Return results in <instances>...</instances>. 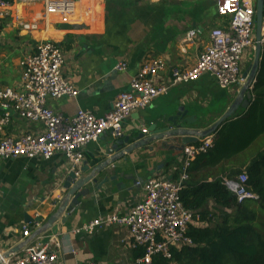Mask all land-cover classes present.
<instances>
[{"label":"crops","instance_id":"obj_1","mask_svg":"<svg viewBox=\"0 0 264 264\" xmlns=\"http://www.w3.org/2000/svg\"><path fill=\"white\" fill-rule=\"evenodd\" d=\"M209 2L216 9L214 0H77L75 11L64 24L58 16H48L41 2L31 4L16 0L10 8V16L3 22L0 36V89L19 88L20 63L34 55L41 42L59 43L64 51L62 76L79 91V96L77 99H49L48 106L64 118L73 117L80 109L103 116L112 110L118 95L127 90L147 61L157 59L167 65L159 75L160 84H170L173 69L194 67L210 44V31L214 27H223L215 25L204 12L209 9ZM24 23L37 25V31L27 32L21 26ZM193 29L199 34L196 40L189 42L186 37ZM254 55L247 52L243 75L253 63ZM121 63H126L127 69L115 70ZM231 87L221 89L216 80L207 75L196 83L171 87L151 107L134 112L126 120L124 136L143 134L142 131L150 130L161 116L174 115L178 108L188 112L192 128H209L229 110L242 83ZM250 110L238 117L248 115ZM1 115L0 111V118ZM256 122L255 117L248 119L246 116L242 123L237 119L225 123L215 134V146L192 164L190 181L230 180L232 170L247 167L249 161L237 165L233 158L249 150L250 147H244L258 135L253 128ZM240 127L249 134L238 135ZM225 129L229 134L221 146L219 141L225 135ZM43 131L42 124H33L13 114L0 133V140L5 136L17 138ZM114 141L108 133L85 148L81 170L88 168V172H81V177L89 175L98 166H106L105 174L97 178L99 183L108 177L115 179L100 191L93 190L91 184L86 186L85 189L90 190L89 196L80 200L79 207L70 214L65 225L60 221L55 225L57 235L50 230L38 236L36 232L54 214L64 196V184L71 172L66 158L57 155L50 161L0 160V258L25 242L48 244L54 239L61 245L60 258L64 264H136L140 251L131 248L125 229L110 227L93 235H76L74 232L99 217L129 213L144 196L143 188L133 184L132 178L142 184L159 174L176 178L182 168V154L169 151L155 155L156 151L152 154L139 149L126 159L109 163L117 156L116 152L109 153ZM169 157L176 158V164L171 165ZM161 165H164L162 171L159 170ZM213 206L211 203L210 207ZM27 219L34 223L27 224ZM192 226L206 229L211 225L199 222ZM24 227L28 228L26 235L23 234Z\"/></svg>","mask_w":264,"mask_h":264},{"label":"built area","instance_id":"obj_2","mask_svg":"<svg viewBox=\"0 0 264 264\" xmlns=\"http://www.w3.org/2000/svg\"><path fill=\"white\" fill-rule=\"evenodd\" d=\"M16 0H0V36L3 22L10 16V8ZM26 3L41 2L48 16H58L62 23L69 22L75 11L77 0H20ZM220 17L228 23L210 31V44L200 54L197 63L189 70L173 69L170 84H160L159 75L167 69L162 60H149L133 77L127 90L121 92L109 113L97 116L80 109L73 117L64 118L48 106L49 99H77L79 91L62 76L64 51L59 43L41 42L34 55L21 63L20 86L0 89V133L10 123L12 115L33 124H42L40 134H24L17 138L5 136L0 140V160L40 159L50 161L62 155L69 162L71 172L81 176L85 148L97 143L107 135L119 140L124 137V123L134 113L152 106L156 99L168 93L171 87L193 84L203 76L214 78L221 89L242 83L243 62L247 52L256 51V1L257 0H214ZM27 32L37 31V25H21ZM199 31L188 32L186 40L193 42ZM264 50V17L261 35ZM126 63L116 66L125 71ZM254 84L251 86L253 87ZM253 90V89H252ZM148 136L149 130H143ZM215 144V135L192 144L181 153L182 168L176 178L157 175L145 183L141 201L127 214H111L99 217L76 230V235L94 233L118 227L125 229L130 237L131 248L143 250L136 264H152L155 257L172 260V248L192 246L187 237L189 227L199 223L200 218L187 210L181 193L190 181L189 170L197 157L207 154ZM248 175L243 173L233 180H224V185L235 196L237 202L259 200L257 194L248 189ZM28 228L24 227L26 235ZM61 245L57 240L48 244H29L21 252L3 260V264H64L60 258ZM2 259V257L0 258ZM88 264H97L90 262Z\"/></svg>","mask_w":264,"mask_h":264},{"label":"trees","instance_id":"obj_3","mask_svg":"<svg viewBox=\"0 0 264 264\" xmlns=\"http://www.w3.org/2000/svg\"><path fill=\"white\" fill-rule=\"evenodd\" d=\"M204 12L215 20L228 23L226 18L219 16L215 6L209 5V9ZM261 58L249 112L263 123L260 133L255 130L258 133L255 137L264 133V50ZM246 116L234 117L226 124L234 119L242 123L246 121ZM237 130L238 135L249 134L243 127ZM248 147L250 142L244 148ZM191 173L190 169V180ZM243 173L248 175L249 191L257 194L259 200L239 204L221 178L211 183L207 180L189 181L181 193V201L187 210L198 215L201 222L211 226L206 229L189 227L187 237L193 245L172 248V260L159 256L153 259L152 264H264V236L260 232L264 226L258 224V210L264 209V150L244 169L232 170L230 180ZM211 203L214 205L212 208ZM139 251L141 257L143 250Z\"/></svg>","mask_w":264,"mask_h":264},{"label":"water","instance_id":"obj_4","mask_svg":"<svg viewBox=\"0 0 264 264\" xmlns=\"http://www.w3.org/2000/svg\"><path fill=\"white\" fill-rule=\"evenodd\" d=\"M264 17V0L256 1V51L254 55L253 63L250 65L248 70L244 73L243 77L246 80V84L242 86L239 95L237 96L234 103L231 105L229 110L218 120L216 124L206 129H195L192 128L193 123L188 118V112L184 108H178L174 115H164L159 118L157 123H154L150 130L149 135L138 134L135 137H122L119 140L114 139L113 147L109 153H117L109 163L116 162L117 160L126 159V156L133 154L139 149H146L152 154L156 151L155 155H162L165 152H176L182 153L184 149L192 144H196L207 137L215 135L222 126L230 119H232L236 113L240 110H250L252 101V89L251 86L255 84L256 78L261 64V57L263 48L261 46V35L263 27ZM158 144L154 147L152 145ZM106 167V166H105ZM104 167V168H105ZM164 165L159 167V170H163ZM98 166L93 171L85 176L79 177L74 172H70L64 184V196L56 206V210L49 220L41 227L37 229L36 236L46 232L52 231L53 234H58V229L55 225L60 221L62 225H65L70 218V214L74 212V209L79 207L81 199L89 196L90 190H86V186L92 185L93 190L100 191L101 188L114 181L115 178H106L101 183L98 181V176L104 175L105 170ZM82 174L88 172V168L81 170ZM133 184L137 183L135 177L132 178ZM41 220L37 221V225ZM27 224L34 223V220H28ZM29 242L23 243V245L16 247L7 252L2 259L0 264H3V260L9 259L12 255H15L27 246Z\"/></svg>","mask_w":264,"mask_h":264},{"label":"rangeland","instance_id":"obj_5","mask_svg":"<svg viewBox=\"0 0 264 264\" xmlns=\"http://www.w3.org/2000/svg\"><path fill=\"white\" fill-rule=\"evenodd\" d=\"M209 4L213 5L211 2H209ZM210 21H212L215 25L217 26H220V25H226V22L225 20H215L213 17H210ZM251 59V58H250ZM246 62H249L248 59H246ZM253 62V59L251 60V63ZM231 88H235V87H231ZM234 103V102H233ZM246 110H243V109H240L236 115L234 117H238L239 115H242L243 113H245ZM168 115V113L166 114ZM164 116V115H163ZM162 117V116H161ZM233 117V118H234ZM247 118L250 119L252 118V115L251 114H248L247 115ZM258 119V121H257ZM157 120V119H156ZM251 121V120H250ZM256 123L255 125L253 126V128L255 130H259L263 127V123L262 121L256 117ZM155 122V121H154ZM228 124V123H227ZM202 127V126H200ZM252 129V126L251 128ZM226 130V129H225ZM261 130L258 131V133H260ZM235 133V131H234ZM228 131L226 130L225 131V135L223 137H220V141L219 143L221 142V146H222V142H223V139L228 135ZM264 149V133L263 134H259V137H255L251 143H250V148L249 150H247L245 153H241L239 156H234L233 158V163L234 164H237V165H240V164H243L247 161L251 162L258 154L259 152H261V150ZM176 155H174L173 157H175ZM213 159L215 160L216 159V155H214ZM169 160L171 165H174L176 164V158H173L172 160V157H169ZM208 170H210V167L207 166ZM263 182H264V179H263ZM258 224H261L262 226H264V209H259L258 210ZM261 234L264 236V230L261 229L260 230Z\"/></svg>","mask_w":264,"mask_h":264},{"label":"bare ground","instance_id":"obj_6","mask_svg":"<svg viewBox=\"0 0 264 264\" xmlns=\"http://www.w3.org/2000/svg\"><path fill=\"white\" fill-rule=\"evenodd\" d=\"M21 10V9H20ZM141 188V187H140Z\"/></svg>","mask_w":264,"mask_h":264}]
</instances>
